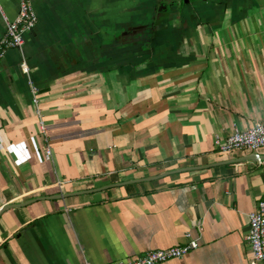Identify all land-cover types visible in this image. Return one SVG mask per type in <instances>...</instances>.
I'll list each match as a JSON object with an SVG mask.
<instances>
[{"label": "crops", "instance_id": "1", "mask_svg": "<svg viewBox=\"0 0 264 264\" xmlns=\"http://www.w3.org/2000/svg\"><path fill=\"white\" fill-rule=\"evenodd\" d=\"M31 2L22 54L51 157L8 49L0 264L131 261L187 233L198 248L163 264H251L264 149L222 154L213 141L264 119V0ZM18 4L0 0V40Z\"/></svg>", "mask_w": 264, "mask_h": 264}, {"label": "built area", "instance_id": "2", "mask_svg": "<svg viewBox=\"0 0 264 264\" xmlns=\"http://www.w3.org/2000/svg\"><path fill=\"white\" fill-rule=\"evenodd\" d=\"M31 1L19 0L18 12L13 20H8L7 17L2 15L5 23V34L0 40V58L3 57L5 51L8 49L17 50L22 55L20 63L21 72L26 77L31 101L37 117L38 130L43 137V154L45 159L49 160L51 149L39 106V88L32 81L29 65L22 54L24 34L32 31L37 23V14ZM213 143L214 148L222 154L232 151H258L264 149V119L256 122L247 130L240 131L234 129L227 138L215 137ZM256 159L264 168V161L260 160L258 156ZM247 243L253 256L251 264H264V197L256 203L255 210L248 214ZM198 246L197 240L192 238L190 233H187L185 234V243L183 245L150 251L135 260L117 261L111 264H163L170 260L184 258L188 253L196 250ZM85 264L91 263L86 262Z\"/></svg>", "mask_w": 264, "mask_h": 264}, {"label": "water", "instance_id": "3", "mask_svg": "<svg viewBox=\"0 0 264 264\" xmlns=\"http://www.w3.org/2000/svg\"><path fill=\"white\" fill-rule=\"evenodd\" d=\"M253 157H254V155H253ZM255 158H257V155H255ZM260 160L264 161V159H260ZM16 206H19V205H6V206L2 207L1 210H6V209L13 208Z\"/></svg>", "mask_w": 264, "mask_h": 264}]
</instances>
